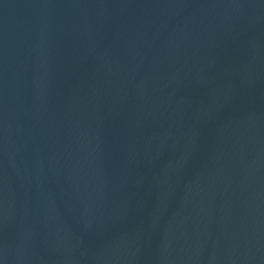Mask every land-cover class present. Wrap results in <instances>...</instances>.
<instances>
[{"label": "water", "instance_id": "obj_1", "mask_svg": "<svg viewBox=\"0 0 264 264\" xmlns=\"http://www.w3.org/2000/svg\"><path fill=\"white\" fill-rule=\"evenodd\" d=\"M0 264H264V0H0Z\"/></svg>", "mask_w": 264, "mask_h": 264}]
</instances>
